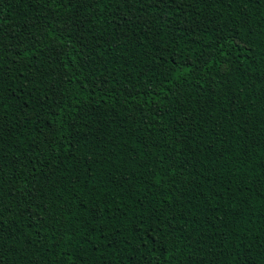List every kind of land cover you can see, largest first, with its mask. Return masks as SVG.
I'll use <instances>...</instances> for the list:
<instances>
[{"label":"trees","instance_id":"trees-1","mask_svg":"<svg viewBox=\"0 0 264 264\" xmlns=\"http://www.w3.org/2000/svg\"><path fill=\"white\" fill-rule=\"evenodd\" d=\"M64 3L0 0V264H264V0Z\"/></svg>","mask_w":264,"mask_h":264},{"label":"snow or ice","instance_id":"snow-or-ice-1","mask_svg":"<svg viewBox=\"0 0 264 264\" xmlns=\"http://www.w3.org/2000/svg\"><path fill=\"white\" fill-rule=\"evenodd\" d=\"M57 0H49V3H56ZM164 2H167V0H164ZM173 3L176 2V0H172ZM72 4V0H67V3H64L65 8H70ZM71 31L70 26L68 27H63L61 31V36L69 33ZM74 50L73 48L68 49V53L70 54ZM19 52L18 48H12L9 45H6L3 43L2 40H0V65H3L5 60H10L12 59L13 56H15ZM22 54V53H21ZM71 58V57H69Z\"/></svg>","mask_w":264,"mask_h":264}]
</instances>
